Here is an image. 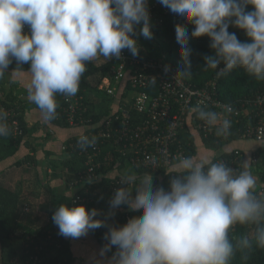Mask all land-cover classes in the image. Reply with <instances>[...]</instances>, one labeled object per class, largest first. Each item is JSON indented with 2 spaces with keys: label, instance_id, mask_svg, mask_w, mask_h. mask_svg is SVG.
I'll return each instance as SVG.
<instances>
[{
  "label": "clouds",
  "instance_id": "1",
  "mask_svg": "<svg viewBox=\"0 0 264 264\" xmlns=\"http://www.w3.org/2000/svg\"><path fill=\"white\" fill-rule=\"evenodd\" d=\"M159 2L194 25L191 37L210 38L215 54L204 57L205 69L220 78L243 68L264 81V0ZM249 5L253 10H247ZM230 25L244 30L249 40L240 41L229 32ZM152 27L148 0H0V79L13 60L18 65L13 77L30 63L28 100L44 123L51 122L57 116V95L76 96L89 63L120 58L125 49L138 56V37L151 39ZM175 39L185 65L176 76L191 78L192 49L183 23L176 25ZM222 62L225 67L218 71ZM150 82L155 84L156 78ZM194 111L217 136L231 134V105L222 113L199 106ZM10 133L8 112L0 108V137ZM96 142L94 135H81L77 141L81 150ZM179 168L170 190L154 188L151 173L121 177L109 215L121 205L139 215L105 233L101 255L116 248L106 264H231L237 251L247 261L253 242L264 249V193L257 194V179L247 161L237 172L222 161L184 157ZM97 216L96 208L61 204L52 220L60 235L78 239L105 225ZM236 225L255 226L252 238H230Z\"/></svg>",
  "mask_w": 264,
  "mask_h": 264
},
{
  "label": "trees",
  "instance_id": "2",
  "mask_svg": "<svg viewBox=\"0 0 264 264\" xmlns=\"http://www.w3.org/2000/svg\"><path fill=\"white\" fill-rule=\"evenodd\" d=\"M148 5L153 25V37L151 39H145L143 36L138 37L140 45L139 54L143 53L147 57L163 60L177 71L183 70L185 65L175 39V27L177 24L183 23L184 27L188 30L189 47L192 49L190 57L192 76L191 78L183 79L197 86L215 83L216 94L221 101L234 106H240L246 98H252L262 90L264 81L249 76L243 68L234 69L228 75L217 78L215 70L204 68V57L215 54V50L210 47V38L207 36L199 38L191 37L194 25L181 21L177 14L172 13L159 0H148ZM247 10H253V6L249 5ZM229 32L235 33L242 42L249 40L245 31L238 27L230 25ZM26 65V68L30 69V63H26ZM224 67L225 65L222 62L217 70L219 71ZM112 69L113 61H107L102 64L92 62L88 64L87 71L82 77L80 90L77 94L83 96L82 104L86 109L79 111L78 116L83 113L85 121L80 124L85 126V133L89 137L93 136L94 132H97V125H100L104 119L125 112L121 111L119 107L115 108L117 101L119 104L126 102L129 109L126 116L130 117L132 122L135 123L141 119V114L132 109V102L134 101L132 94L136 90H139L138 87L128 82L121 93L118 91L117 100L104 91L103 88H100L104 77L109 76ZM89 79L94 80V82L91 83ZM15 86L17 88L12 85L8 90L4 87L3 82L0 83V108L3 107L7 112L11 110L14 113V117L10 118L8 115L11 133L6 137H0V167L12 159H17L13 164L19 167H23V165L31 162H37V165L40 164L36 156L32 154V152L36 151V148L29 143V136L37 131V125H29L25 120V114L30 108V104L20 99L19 90L22 88L17 85ZM148 91L153 95L157 92V89L153 87L152 89H148ZM57 101V114L60 112V115H57L56 119L52 120V122L61 127L72 126L68 120L66 111L64 112L66 102L63 95H57ZM14 118L18 120L17 131L11 124ZM230 120L232 122L231 134L227 137H214L211 134L207 135L203 130L197 129L196 125L200 119L197 117L192 118L186 127L178 133V138L174 143V150L182 151L185 157H195L198 153L199 145L196 141V135H199L202 145L211 150L218 151V154L212 159L213 162L221 161L224 158H231L236 150L241 152L243 156L241 161H244L245 154L240 148L229 150L225 149V147L240 140L253 139L244 136L243 128L256 119L240 116L238 118L232 117ZM80 136L71 138L66 144L72 140H78ZM96 137L97 142L95 145L97 149L93 150L92 146L86 150L69 147L65 151L69 154L66 161L60 163L56 159L52 160L50 165L53 170H57L60 166L65 167L68 187L75 185L76 193L84 195L87 198L84 205L89 210L92 208L98 209L97 218L106 221L103 227L91 230L102 244V238L105 237V233L111 226H122L132 216L139 215L136 212L130 211L127 205H121L115 209L114 214L109 215L113 211L110 208V200L116 190L121 187L120 184H116L117 179H120L123 175H127L121 172V168L129 164L133 170L130 174H135L138 177H141L145 173H151L154 188L163 187L165 190H170V180L179 171L172 170L168 173L165 172L164 167L136 166L131 161L130 154L128 156L123 154L121 149L115 145L114 139ZM23 145L28 146L31 152L24 155L23 158H18V153ZM87 151H90V153L96 151L98 153L95 156V162H100L101 166L96 168V173L101 177L98 176L96 181H89L83 184L78 182L80 173L88 168V165H86L88 160ZM253 154L257 157V161L253 165L256 167L255 170L259 177L256 188V192L259 194V191L263 189L262 186H264V142L253 151ZM180 161V158L175 156V169ZM226 165L231 167V163L229 162ZM127 168L130 170L128 166ZM239 169V171L243 170V166ZM133 195H135V190L133 191ZM71 202L72 206H74V196ZM24 204L25 198L21 192L0 184V264H34L35 259H38V261L36 260V264H75L70 239L60 235L59 229L55 224L31 227L29 220L32 215L29 212L24 213L21 211V206ZM254 231L255 226L236 225L230 233V238L243 235H248L249 238H252ZM233 242L235 241L233 240ZM115 251L116 248L113 247L108 253L113 255ZM241 255L237 251L231 264H264V249L256 247L254 242L253 250L249 253L247 261L243 260Z\"/></svg>",
  "mask_w": 264,
  "mask_h": 264
},
{
  "label": "built area",
  "instance_id": "3",
  "mask_svg": "<svg viewBox=\"0 0 264 264\" xmlns=\"http://www.w3.org/2000/svg\"><path fill=\"white\" fill-rule=\"evenodd\" d=\"M24 31L29 32V27L25 26ZM108 61H113V69L109 76L104 77L100 88L115 97L118 96V91L125 89L128 82L138 87L139 90L132 94L134 98L132 109L141 114V119L134 123L126 116L129 109L125 102L119 106V109L125 112L104 119L97 125V132L93 134L100 138L114 139L115 145L123 154L127 156L130 154V159L136 166L164 167L165 172L175 170V156L180 160L185 156L182 151L174 150V143L178 133L186 127L189 120L197 117L194 110L199 106L222 113L225 105H231L221 101L216 94L215 83L197 86L187 82L183 77L176 76L178 71L163 60L147 57L143 53L134 57L125 49L120 58L114 57ZM166 65L170 67L168 72L164 70ZM153 77L156 78L155 84L150 82ZM113 82L115 86L112 85ZM153 87H156L157 92L152 95L148 89ZM82 99L83 96L78 94L71 98L64 97L66 102L64 112L66 111L72 125H81L80 123L85 121L83 113L80 112L81 115L78 116L79 111L86 109L83 107ZM231 106L233 112L228 115L229 119L240 116L256 119L245 125L244 136L264 141V87L254 97L246 98L240 106ZM8 115L10 118L14 117L13 111L9 110ZM57 115H60V112ZM11 124L17 131L18 120L14 118ZM196 128L203 130L207 135L217 136L215 129L202 120L197 123ZM81 135L87 134L84 132ZM77 141L72 140L64 144L63 148L65 150L69 147L79 148ZM92 147L93 150L97 149L96 145ZM90 151H87L88 168L80 173L78 183L96 181L99 176L96 168H99L101 163L95 162L98 153ZM241 158L243 159L241 152L236 150L231 158H224L221 161L225 164L231 163V168L238 172L243 166ZM256 161L257 157L253 154L251 162L254 164ZM120 179H117V185L120 184ZM262 188L259 193H264V186ZM86 201L84 195L75 193V205L84 204ZM102 241L103 245L107 243L105 237ZM36 260L38 261L35 259L34 264Z\"/></svg>",
  "mask_w": 264,
  "mask_h": 264
},
{
  "label": "crops",
  "instance_id": "4",
  "mask_svg": "<svg viewBox=\"0 0 264 264\" xmlns=\"http://www.w3.org/2000/svg\"><path fill=\"white\" fill-rule=\"evenodd\" d=\"M107 61L103 57L94 63L102 64ZM17 62H13L9 65L5 77L1 80L6 89H10L12 85L14 87L20 86L22 89L19 90V97L26 103L30 104V108L26 111L25 120L29 125H37V131L29 136V143L36 148V151L32 152L39 161L31 162L23 165V167L16 166L13 164L17 159H12L6 162L0 167V184L11 188L12 190L19 191L25 198V204L21 206V211L26 213L29 212L32 216L30 217L29 223L31 227H39L44 225L54 224L52 216L56 209L61 204H68L72 206L71 199L76 193L75 185L68 187L65 167L60 166L57 170H53L50 163L52 160L59 161L60 163L66 161L69 154L63 149V145L66 144L71 138L78 137L85 132L86 128L83 125H72L69 127H61L54 124L52 121L44 123L42 121L39 109L28 100L27 84L30 79V74L26 67V63L17 69L19 75L13 77L10 75L12 71L17 68ZM92 83L94 80L89 79ZM118 84V83H116ZM115 86V83H112ZM118 87H120L118 85ZM17 88V87H16ZM121 93V92H120ZM113 97V96H112ZM117 100V96H115ZM121 104L117 101L115 108H118ZM197 136L198 153L194 158H198L200 150L208 155L209 160H212L218 151L211 150L202 145L199 135ZM264 141L257 139H245L230 144L225 149L240 148L245 154V160L248 163V170L256 177L257 184L259 177L257 176L255 166L251 162L253 151L262 144ZM30 148L26 145L21 147L18 153V158H23L27 155ZM251 157V158H250ZM127 166L130 168L128 170ZM125 168V169H124ZM180 171L179 164L175 169ZM118 171V170H117ZM130 171V172H129ZM132 167L126 164L125 167L121 168V172L130 174ZM118 173H120L118 171ZM29 218V217H28ZM70 239V246L73 251L75 258V264H106L107 260L112 257L108 252L101 255V249L104 247L97 236L91 231L87 235L82 236L78 239Z\"/></svg>",
  "mask_w": 264,
  "mask_h": 264
},
{
  "label": "rangeland",
  "instance_id": "5",
  "mask_svg": "<svg viewBox=\"0 0 264 264\" xmlns=\"http://www.w3.org/2000/svg\"><path fill=\"white\" fill-rule=\"evenodd\" d=\"M200 158H208V155H205V152H203V150H200V154L197 159H200Z\"/></svg>",
  "mask_w": 264,
  "mask_h": 264
}]
</instances>
